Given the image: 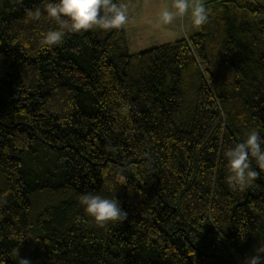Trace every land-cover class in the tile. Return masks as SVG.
<instances>
[{"label":"trees","instance_id":"obj_1","mask_svg":"<svg viewBox=\"0 0 264 264\" xmlns=\"http://www.w3.org/2000/svg\"><path fill=\"white\" fill-rule=\"evenodd\" d=\"M194 17L130 53L118 0H0V264H264V3Z\"/></svg>","mask_w":264,"mask_h":264},{"label":"rangeland","instance_id":"obj_2","mask_svg":"<svg viewBox=\"0 0 264 264\" xmlns=\"http://www.w3.org/2000/svg\"><path fill=\"white\" fill-rule=\"evenodd\" d=\"M206 1L209 0H118L125 15L124 26L130 53L193 34L198 29L194 8ZM254 1L264 3V0ZM214 72L220 86L227 87L232 72L223 65L216 66ZM41 262L42 256L39 255L37 263Z\"/></svg>","mask_w":264,"mask_h":264},{"label":"crops","instance_id":"obj_3","mask_svg":"<svg viewBox=\"0 0 264 264\" xmlns=\"http://www.w3.org/2000/svg\"><path fill=\"white\" fill-rule=\"evenodd\" d=\"M202 3H204V2H202ZM199 4H201V3H199ZM195 9V8H194Z\"/></svg>","mask_w":264,"mask_h":264}]
</instances>
